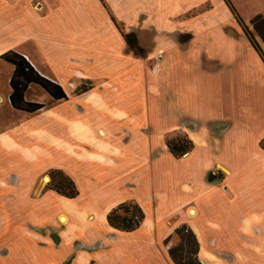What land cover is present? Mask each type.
Returning <instances> with one entry per match:
<instances>
[{"label":"crops","instance_id":"obj_1","mask_svg":"<svg viewBox=\"0 0 264 264\" xmlns=\"http://www.w3.org/2000/svg\"><path fill=\"white\" fill-rule=\"evenodd\" d=\"M220 1L222 14L213 6L206 17L194 19L193 23L204 26L193 31L192 43L177 46L184 54L187 49L194 50L193 56L184 55L173 63L188 67L192 58L195 63L190 65L194 66L198 60L197 66L202 67L206 62L205 67L209 68L220 56L224 60L221 63L249 74L246 77L251 81L247 85L264 94V81L257 80L258 71L264 73L260 58L264 54L260 56L256 51L243 26L225 28L229 19L231 23L236 19L226 0ZM202 2L207 0H0V62L4 54L16 52L43 77L62 88L78 80L72 76L77 72L88 79L98 76L120 84L122 73L131 75V69L136 68V59L131 58L136 52L126 43L125 36L134 35L139 43L141 31L133 27L138 19L145 28L164 30V26L171 24V18ZM229 2L242 22L250 23L257 16H264V0ZM216 14L221 18L219 24L224 26L204 24L208 18H214L218 24ZM117 21L128 28L127 34L120 31ZM163 44L160 40L158 46L164 49ZM254 66L257 71L252 69ZM161 67L164 68V62ZM128 86L129 91L124 88L115 93L102 89L80 99H72L71 89L65 88L67 100L55 101L60 105L47 106L32 114L31 119L14 127V131L0 132V159L11 153L19 164L33 160L32 153L39 154L42 149L36 143L28 149L21 148L14 136L20 139L34 134L43 136L40 141H47L50 150H57L67 160L57 164L50 161L51 157L48 169L69 177L79 192L77 198L69 200L46 187L38 188L37 179L26 190L20 188V183L10 184L3 179L0 167V264H174L168 246L174 231L164 225V215L176 212L181 214L180 222L189 224L197 237L201 263L263 264L257 253L247 250L253 247L254 239H259L261 247L257 249H262L264 256V150L261 147L264 98L257 102V109L239 105L234 117L229 109L220 111L217 118L203 121L200 115L190 114L184 122L164 127L157 143L162 141L164 131L176 129L190 137L185 135L193 149L177 159L166 144L165 152L152 162L147 138L117 143L105 139L107 134L102 131L106 125L126 123L127 115L135 116L121 109L117 101L135 88V84ZM10 94L11 90L9 97ZM26 100L36 103L28 97ZM0 102H3L1 97ZM97 130L104 137L101 140L94 135ZM252 136L250 149L247 142ZM223 137L229 139L225 138V147L220 149L218 141ZM196 158L202 163L199 164L201 188L195 183V172L183 169L184 164ZM166 164L176 170L182 166L177 176L193 180L187 195L162 184L157 189L148 187L142 196H137V177L147 168L149 174L161 177L160 168ZM180 171L185 173L181 175ZM212 174L217 176L214 181L209 180ZM177 176L173 180L180 183ZM166 178L164 175V182ZM86 190L88 195L84 196ZM179 195L187 197L182 199ZM128 202H135L145 210L141 228L130 234L111 228L107 222L113 209ZM94 210L99 212L96 224L89 219ZM188 210H194L196 215L188 216ZM210 212L212 217L203 220ZM25 214L29 218L27 226ZM225 232L228 234L222 235ZM153 233L157 242L145 239L144 236Z\"/></svg>","mask_w":264,"mask_h":264},{"label":"rangeland","instance_id":"obj_2","mask_svg":"<svg viewBox=\"0 0 264 264\" xmlns=\"http://www.w3.org/2000/svg\"><path fill=\"white\" fill-rule=\"evenodd\" d=\"M213 6L216 12L222 14L223 9L220 7V4H218V0L212 2L207 0V2H202L196 8L184 12L181 16L171 18V24L169 23L164 26V30L162 28L161 30H157L154 27L145 28L144 25H141L144 22L141 19H138V22L134 24L133 27L135 29H139L138 31H141L140 33H138L140 37L139 43L143 48H147L145 51L147 58L137 53L131 54V58L134 57L136 59V68L135 70L131 69V75H129V73L127 72L122 73V81L120 82V84H118L109 82L108 79H104L98 76H91L88 79L87 77H83L81 74H79V72H77L74 75L72 74V76H74V78H77L78 80L64 85L63 89L65 90V88H70L71 90L69 95L71 96V98L80 99L84 96H87L88 93L102 89L110 90L115 93L123 91L124 88H127V90L129 91L128 85L135 84V88H132L130 93H127L129 95L126 96V98L117 100L120 103L119 107L121 109L125 110L126 113H134L135 116L127 115L124 117L127 118L126 123L120 122L119 124L114 123V125H106V128H103L102 131L106 132L107 134V137L105 139L109 141L112 140L117 143H127L129 141L131 142L134 139L144 140L145 138H147V140H149L147 144L151 146L148 157L150 158V160H152V162L157 159L158 155L163 152V150L165 152L168 140L183 137L185 135L188 136L182 131L170 129L164 131V133L162 134V141L157 143L158 136L162 132V130H164V127H168L170 125L175 126L179 124V122H184L185 120L189 119L188 116L190 114L200 115L201 121H203L217 118L218 115L220 116V111L229 109L233 112V114L231 113V115H233L234 117L237 108L241 104L257 109V102L260 99L264 98V94L261 93V91L254 90L251 86L247 85V83L251 81L249 79V76V78L246 77V75L249 74L245 75V72L242 69L236 68L234 66L230 67L227 66V64L225 65L224 63H221L224 60H222L220 56L216 59V63L210 64L209 68L205 67L206 62L203 63L205 65L200 64L202 65V67L197 66V64H199L198 60L197 63L194 64V66L190 65L195 63L193 61L194 59L192 60V58H190L188 67H178L175 63H173L176 62L177 59L184 58V55H189L191 57L193 56V54L195 53L194 50L187 49L184 54L183 50L181 48H178L177 46L180 43L181 45L189 42L192 43L193 31L204 26L201 23H193L194 19L199 20L206 17V13L211 12ZM245 6L246 5L242 7L243 13ZM239 9H241V5L239 6ZM249 10L245 11L248 12ZM216 17V22H218V24H215L214 18H208L207 20L209 21H207V23L205 22L204 24H213L214 26L222 25V23L219 24V19H221L220 16L216 14ZM229 20L231 21V19ZM230 21L229 24H225V28H227L228 26H230L231 28H235L236 26L241 27V25L236 20V22L234 21L233 23H231ZM117 22L120 26V31L127 34L128 28L124 26L122 22ZM243 23L251 33V36L249 35V38L252 37L254 41L259 44L264 54V45L253 30L251 22L249 23L243 20ZM165 24L166 23H164V25ZM160 40L164 42V49L158 46V44H160ZM260 58L264 62V58ZM163 62L164 68L161 67V64H163ZM252 69L257 71L258 68L254 66V68ZM12 74L13 67L2 60V62H0V97L3 99V102H0V132L3 131L8 133L9 131H14V127L18 125L22 126L23 124H25V121L31 119L30 114L21 113L14 110L9 103V78ZM263 77L264 73L262 74L261 71H258L257 80L264 81ZM136 79L137 82H135ZM124 84L128 87H124ZM30 88V91L26 93V97H28L31 101L43 104L45 107L60 105V102L56 103L55 101H53L50 96L40 87L31 86ZM80 90H84L85 92L80 93ZM145 112H147V114ZM150 120L152 125L150 123ZM217 122H219V120ZM210 131H212V129ZM209 134L210 133L208 131V135ZM94 135L99 140H101L103 137L98 130L95 131ZM14 137L21 148L28 149L32 143H36L42 150L39 154L34 151L32 153L33 160L26 159V163L23 162L21 164L16 162V156H12L11 153H9V157H2L0 159V167L3 170L1 172L3 179H7L8 183L10 184H12V182L13 184L17 185L20 183L22 184L20 188L26 190L33 187L37 179V185L35 184V186H37L38 188L43 186L51 189L52 173L48 169L49 160L52 157L50 161H52L53 163H65L67 162V160L65 159L63 154H60L59 152H57V150H50V146L47 141H40L41 139H44L43 136L39 137L37 134H34L31 135L28 139L25 137H21V139L20 137ZM232 137L234 138V136ZM236 137L241 138L238 136ZM225 138L227 137H223L222 139H220V141H218L220 149H223L225 147ZM253 141V136L248 139L247 145L250 149L252 148ZM199 164H202L199 159L194 162L191 160V162L189 161L188 163H186V165L184 164L183 169L185 171H188L190 169L191 171L195 172V183L199 188H201L203 185V180L202 178H199L201 177L200 172L202 173V167ZM176 168H178V170H176L174 166H168V164L162 166L160 168L161 177H157L158 175L156 173L154 175L149 174V168L144 170L142 175L140 177L138 176L135 182L137 196H142L143 193L146 192V189L148 187L157 189L161 187L162 184L163 186L165 184L164 187L168 189L173 186L174 188L172 189V191H178V193L185 192L184 194H186L189 191V188L193 186L194 182L191 179H182L180 176H177V173L182 169V166H178ZM154 170L158 171L157 169ZM180 173L182 175L185 172L180 171ZM164 175L168 177L165 179V181L167 182H164ZM150 176H152V178H150ZM169 176L172 177V179L170 178V181ZM176 176L178 177L180 183L173 180V178H175ZM45 178H50V182L48 180V183H46ZM179 184H182V186ZM86 195H88L87 190L86 192H84V196ZM186 195L179 196L183 199L184 197H187ZM226 195L228 198L230 197L228 194ZM218 201L222 202L220 198H218ZM231 205L233 204L231 203ZM95 211L96 210L89 214V219L91 222H95L96 224L99 218V212ZM187 215L190 216L189 210L187 211ZM211 217V212L209 214L206 213L203 217V220L206 218L209 219ZM63 218L65 219V217H62L61 221L65 223L66 219L65 221H63ZM181 218V214H177V212L174 215H164V225L172 229V232L174 231L168 245L170 248L173 246H177L179 243V239L175 235V231L177 229L183 226L191 229L189 224L180 222ZM24 219L26 221L25 226H27L29 222L27 214H25ZM90 229L91 228H89V230ZM154 234L155 233L146 235L144 237L145 239L151 238L152 241L157 242V238ZM225 234H228V232H225L222 235ZM253 242V247H248L247 252L257 253L256 255L259 256L258 260L260 262H263L264 264V256L262 255L263 251L262 249H257L261 247L260 241L259 239H254Z\"/></svg>","mask_w":264,"mask_h":264},{"label":"trees","instance_id":"obj_3","mask_svg":"<svg viewBox=\"0 0 264 264\" xmlns=\"http://www.w3.org/2000/svg\"><path fill=\"white\" fill-rule=\"evenodd\" d=\"M226 2L232 9L236 21L244 27L248 36H251V33L247 32L248 29L245 27L240 17L236 14V11L230 2L228 0H226ZM251 26L264 45V16H257L251 22ZM249 39L256 51L259 54H262L259 44L256 43L252 37ZM125 41L133 51L143 57H146V52L139 45L134 35H126ZM1 60L14 68V72L10 80L11 94L9 97L10 105L14 110L32 115L45 108L42 104L32 103L26 100V93L31 86L40 87L54 101L67 100V95L63 88L57 83L43 77L22 55L10 51L4 54L1 57ZM83 92L85 91L80 90V93ZM167 146L171 154L177 159L182 158L193 149L192 142L186 136L168 140ZM261 147L264 150V140L261 142ZM216 177L217 176L212 174L209 180L214 181ZM51 190L69 200H74L79 195L75 183L61 172L52 173ZM144 220L145 213L135 202L124 203L113 209L107 216V222L111 228L127 234L138 231ZM175 235L179 239V243L177 246H173L169 249L170 258L173 263L201 264L199 257L200 245L192 230L183 226L175 231Z\"/></svg>","mask_w":264,"mask_h":264},{"label":"bare ground","instance_id":"obj_4","mask_svg":"<svg viewBox=\"0 0 264 264\" xmlns=\"http://www.w3.org/2000/svg\"><path fill=\"white\" fill-rule=\"evenodd\" d=\"M47 181H46V183H48V180L49 179H46ZM189 215H190V217H194L195 215H196V212L194 211V210H190L189 211ZM63 221H65V219L63 218Z\"/></svg>","mask_w":264,"mask_h":264},{"label":"water","instance_id":"obj_5","mask_svg":"<svg viewBox=\"0 0 264 264\" xmlns=\"http://www.w3.org/2000/svg\"><path fill=\"white\" fill-rule=\"evenodd\" d=\"M201 264H204L203 262Z\"/></svg>","mask_w":264,"mask_h":264}]
</instances>
